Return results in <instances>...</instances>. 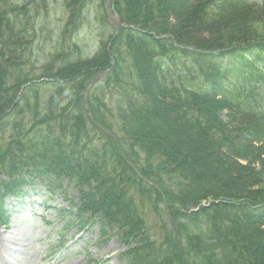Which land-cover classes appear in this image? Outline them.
Instances as JSON below:
<instances>
[{
  "label": "trees",
  "instance_id": "1",
  "mask_svg": "<svg viewBox=\"0 0 264 264\" xmlns=\"http://www.w3.org/2000/svg\"><path fill=\"white\" fill-rule=\"evenodd\" d=\"M93 1H62V45ZM111 2L123 25L112 67L101 42L37 68L24 50L51 26V0H0V192L74 186L81 216L130 246L123 264H264V0ZM106 68L86 96L96 123L83 93Z\"/></svg>",
  "mask_w": 264,
  "mask_h": 264
},
{
  "label": "rangeland",
  "instance_id": "2",
  "mask_svg": "<svg viewBox=\"0 0 264 264\" xmlns=\"http://www.w3.org/2000/svg\"><path fill=\"white\" fill-rule=\"evenodd\" d=\"M11 1L20 4L24 0ZM62 1L51 0V26L38 30V39L24 50L25 59L33 60L37 68L55 54L58 63L92 57L100 43L108 42L114 31L100 21L101 8L99 1L94 0L84 9L81 23L62 45L61 32L54 28L55 25H62L67 14ZM42 22L43 18L40 24ZM67 41L78 46L77 52L60 47H66ZM225 112L220 111V116L224 117ZM30 182H33L32 186L25 185L17 193L2 195L0 192V243L3 247L0 246V264H123L122 254L130 246L115 227L103 226V221L90 218L88 214L81 216L79 192L74 186L63 182V189L59 190L49 189L39 179H30ZM129 192L139 197L134 187ZM144 203L140 215L143 227L157 232L161 238L165 233L159 228V216L150 203Z\"/></svg>",
  "mask_w": 264,
  "mask_h": 264
},
{
  "label": "water",
  "instance_id": "3",
  "mask_svg": "<svg viewBox=\"0 0 264 264\" xmlns=\"http://www.w3.org/2000/svg\"><path fill=\"white\" fill-rule=\"evenodd\" d=\"M105 2H106V13H107L108 21L110 22L111 25H113L115 27V32H114L113 36L110 39V41H111L115 37V35L117 34L118 30L120 29L121 22L118 19L117 15H116V13H115V11L113 9L111 0H105ZM107 52L110 55L109 43L107 45ZM111 60H112V58H111ZM90 85L91 84L88 85V88L86 89L85 94L87 93V90L89 89Z\"/></svg>",
  "mask_w": 264,
  "mask_h": 264
},
{
  "label": "bare ground",
  "instance_id": "4",
  "mask_svg": "<svg viewBox=\"0 0 264 264\" xmlns=\"http://www.w3.org/2000/svg\"><path fill=\"white\" fill-rule=\"evenodd\" d=\"M20 233H21V232H20ZM22 235H23V234H22ZM22 235H21V236H22ZM7 238H8V237H7ZM0 242H1V241H0ZM1 245H2V243H0V246H1ZM1 247H2V246H1ZM2 248H3V247H2ZM2 248H1V249H2ZM2 253H3V252H2ZM3 258H4V257H3ZM5 258H6V257H5ZM4 261H5V260H4ZM2 263H3V262H2Z\"/></svg>",
  "mask_w": 264,
  "mask_h": 264
}]
</instances>
